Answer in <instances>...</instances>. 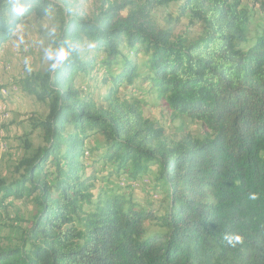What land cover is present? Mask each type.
<instances>
[{
	"label": "trees",
	"instance_id": "16d2710c",
	"mask_svg": "<svg viewBox=\"0 0 264 264\" xmlns=\"http://www.w3.org/2000/svg\"><path fill=\"white\" fill-rule=\"evenodd\" d=\"M254 1L264 12V0ZM25 2L29 12L17 17L0 0V49L24 19L48 8L60 20L58 39L96 47L21 81L48 112L29 118L42 144L24 138L17 177L0 176V214L10 200L29 197L35 207L20 241L0 245V264H264V34L249 44L243 1L182 0L190 25H200L195 35L154 22L152 9L171 0H101L90 13L80 0ZM97 80L107 88L102 99L86 87ZM138 80L174 116L202 124L205 138L168 141L134 94ZM151 168L166 197L161 215L95 185L98 174L100 182L137 180ZM226 233L243 243L228 246Z\"/></svg>",
	"mask_w": 264,
	"mask_h": 264
},
{
	"label": "rangeland",
	"instance_id": "374dc122",
	"mask_svg": "<svg viewBox=\"0 0 264 264\" xmlns=\"http://www.w3.org/2000/svg\"><path fill=\"white\" fill-rule=\"evenodd\" d=\"M146 1L132 0L130 6L139 7ZM242 1L243 8L250 14L249 44L251 45L257 37L264 34V12L260 10L254 0ZM80 4L85 12L90 13L100 7L101 0H80ZM151 13L156 24L172 26L175 28V33L189 31L191 35H195L200 31L199 24L190 25L191 16L189 12L183 10L182 0H171L167 5L161 3L152 9ZM20 24L21 29L25 32L27 43L19 48L16 47L15 38L19 34L16 31L0 49V89L9 86L14 87L11 86L12 84L19 87V90L12 88L7 97L0 95V176L7 180L17 177L15 165L24 153V138H27L34 147L42 144L40 131L32 129L29 118L34 116L43 119L48 112V104L34 95L25 93L21 89V81L31 74L46 72L48 65L43 63L42 50L34 41L44 39L47 42L45 26L55 24L59 27L60 20L56 12L53 11L43 18L31 15ZM26 56L31 58L33 68L31 73L25 69L24 58ZM84 80L85 78H82L80 81ZM136 86L138 89L134 91V94L141 95L147 101L146 115L157 121L159 126L165 129L168 141L177 142L190 138H205L206 130L202 124L188 117H176L164 104L157 101L156 97H147L145 88L141 89L140 80L137 81ZM86 87L92 89L94 95L101 99L107 91V88L99 80L92 84H86ZM130 89L131 87L126 85L121 91L128 93ZM92 141L96 144L101 143L103 137L100 134H94ZM90 142L91 140H89ZM90 159L91 154L88 157V163ZM155 174L156 169L151 168L137 180L120 175L110 177L103 182H100V175L98 174L95 185L96 187L104 184L113 186L120 192L133 196L143 207L151 206L153 210H157V214L161 215L166 205V197L161 190L154 188ZM10 201H12V205L8 212L0 214V245L2 246L18 243L22 232L30 227L35 214V207L31 198L25 197ZM146 225L149 230L156 229L152 221H147Z\"/></svg>",
	"mask_w": 264,
	"mask_h": 264
},
{
	"label": "clouds",
	"instance_id": "9594fccd",
	"mask_svg": "<svg viewBox=\"0 0 264 264\" xmlns=\"http://www.w3.org/2000/svg\"><path fill=\"white\" fill-rule=\"evenodd\" d=\"M11 5L10 11L14 13L17 17H24L27 12H29L30 4L25 2V0H9ZM47 15L52 13V9L48 8L45 10ZM16 31L19 32L16 35V47H20L27 43L25 38V32L21 29V24L17 25ZM58 25L45 26V34L47 37V42L44 39L39 41H34L37 43L42 50V61L48 65L47 70L50 72H56L62 68L73 54L80 55L85 50L92 51L95 49L96 44L89 42L87 44H82L78 40H74L71 37H64L63 39H58ZM24 65L27 72L31 73L33 71L31 58H24ZM249 199L257 200L259 198L258 193H249ZM223 240L227 242L228 246L236 247L243 243V237L239 234H229L226 233L223 236Z\"/></svg>",
	"mask_w": 264,
	"mask_h": 264
},
{
	"label": "bare ground",
	"instance_id": "6f19581e",
	"mask_svg": "<svg viewBox=\"0 0 264 264\" xmlns=\"http://www.w3.org/2000/svg\"><path fill=\"white\" fill-rule=\"evenodd\" d=\"M11 86H14V87H7V88H2L1 89V93H2V95H5V96H8V92L12 89V88H14V89H16L17 88V86L16 85H11ZM9 88V89H8ZM18 89V88H17Z\"/></svg>",
	"mask_w": 264,
	"mask_h": 264
}]
</instances>
